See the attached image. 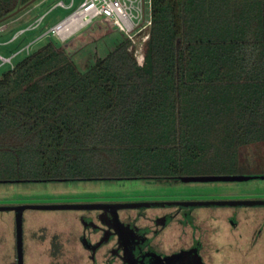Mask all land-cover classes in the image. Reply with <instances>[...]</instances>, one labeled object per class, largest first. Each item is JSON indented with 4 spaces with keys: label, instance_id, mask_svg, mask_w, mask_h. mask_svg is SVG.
<instances>
[{
    "label": "trees",
    "instance_id": "1",
    "mask_svg": "<svg viewBox=\"0 0 264 264\" xmlns=\"http://www.w3.org/2000/svg\"><path fill=\"white\" fill-rule=\"evenodd\" d=\"M29 1L0 0V20ZM151 10L142 67L128 41L83 72L81 47L47 42L3 71L0 183L149 179L264 143V0Z\"/></svg>",
    "mask_w": 264,
    "mask_h": 264
},
{
    "label": "rangeland",
    "instance_id": "2",
    "mask_svg": "<svg viewBox=\"0 0 264 264\" xmlns=\"http://www.w3.org/2000/svg\"><path fill=\"white\" fill-rule=\"evenodd\" d=\"M57 1L59 0H37L16 16L0 24V59L10 58L15 52L29 44H31L28 52L30 54L47 42H52L58 46L64 45L70 51L73 48L81 47L73 52L72 60L83 72L94 64L95 60L105 57L114 50L118 43L123 40L128 41L110 25L98 20L87 30H83L84 32L73 35L63 43L46 37V30L71 11V9L54 8L53 6ZM62 1L65 4L70 2V0ZM80 1L74 0V7ZM41 16H44L41 25L30 30L29 25ZM145 48L146 45L143 50L144 59ZM130 53L133 55L132 52ZM25 54V52L21 53L14 59ZM14 59L10 63H2L0 60V76L3 71L15 64ZM212 154L215 155L216 153ZM137 166H141V164L138 163ZM175 166L177 169L174 168ZM133 167L134 165L132 167L127 166V169L129 171L138 169V167L136 169ZM162 173L165 174V172ZM163 174L160 176L168 177L174 176V174H177L178 177L264 176V143L245 147L239 150L238 156L229 159L207 156L203 162H196V164L180 165L176 163L173 165L172 173ZM156 198L185 201L264 200V179L246 182L206 183H183L172 179L0 183V206L73 204L87 201ZM49 213L57 215L60 211L26 210L23 213V264H41L38 254L31 250L29 235L33 234L27 229V219L33 218L32 221L35 223L36 219L47 217ZM194 213L200 225L202 223L204 224L203 227L209 229L210 241L220 245L221 252L224 251V264H264V208H203L195 210ZM232 213L239 214L237 216L239 226L236 230H233L227 223V217ZM210 217H216L217 221H211ZM244 218H247V221L243 220ZM205 219L206 222H202ZM253 236L256 240H254V245L249 252L233 251V249L240 247L246 239H252ZM228 245H231L232 248H229ZM66 252L63 255H57L60 257V264H72V254ZM14 254V213L11 211L0 212V264H11Z\"/></svg>",
    "mask_w": 264,
    "mask_h": 264
},
{
    "label": "flooded vegetation",
    "instance_id": "3",
    "mask_svg": "<svg viewBox=\"0 0 264 264\" xmlns=\"http://www.w3.org/2000/svg\"><path fill=\"white\" fill-rule=\"evenodd\" d=\"M178 178L168 176L149 179L179 180ZM188 202L202 201L156 198L73 203L104 205V208L98 210L76 211L82 227L80 243L87 251L92 264H224V251L221 252L220 245L210 241L209 229L197 221L194 213L197 209H180L178 206H115L185 205ZM238 215L232 213L227 217V223L233 230L239 226ZM210 219L217 221L216 217ZM243 220L247 221V218ZM202 222H206V219ZM254 240L255 236L246 239L233 251L249 252ZM228 247L232 248L231 245Z\"/></svg>",
    "mask_w": 264,
    "mask_h": 264
},
{
    "label": "built area",
    "instance_id": "4",
    "mask_svg": "<svg viewBox=\"0 0 264 264\" xmlns=\"http://www.w3.org/2000/svg\"><path fill=\"white\" fill-rule=\"evenodd\" d=\"M54 8L68 9L70 13L50 26L46 37L63 43L73 35L82 32L97 20H105L129 42L128 51L133 53L138 66L144 62L143 50L150 37L152 27L151 0H81L74 7V0L65 4L56 2ZM44 16L36 18L29 29L38 28ZM31 44L15 52L10 58H1L2 63H10L21 53L28 54Z\"/></svg>",
    "mask_w": 264,
    "mask_h": 264
},
{
    "label": "crops",
    "instance_id": "5",
    "mask_svg": "<svg viewBox=\"0 0 264 264\" xmlns=\"http://www.w3.org/2000/svg\"><path fill=\"white\" fill-rule=\"evenodd\" d=\"M78 216L76 211H60L57 215L40 217L35 223L33 218L27 219V229L35 235H29L31 250L38 254L41 264H60L57 255L65 251L72 254V264H92L79 240L82 227ZM11 264H16L15 254Z\"/></svg>",
    "mask_w": 264,
    "mask_h": 264
},
{
    "label": "water",
    "instance_id": "6",
    "mask_svg": "<svg viewBox=\"0 0 264 264\" xmlns=\"http://www.w3.org/2000/svg\"><path fill=\"white\" fill-rule=\"evenodd\" d=\"M37 0H31L15 12L0 20V24L35 3ZM183 183H206V182H246L254 179H264V176H184L178 178ZM116 208H143L156 206H178L180 209H199V208H264V200H226V201H202L188 202L185 205H115ZM104 208V205H76V204H51V205H17L0 206V212L14 213L15 228V263L23 264V242H22V223L23 213L26 210L36 211H82L98 210Z\"/></svg>",
    "mask_w": 264,
    "mask_h": 264
}]
</instances>
